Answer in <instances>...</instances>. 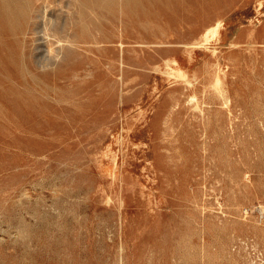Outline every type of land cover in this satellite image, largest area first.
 Masks as SVG:
<instances>
[{
    "label": "rangeland",
    "instance_id": "374dc122",
    "mask_svg": "<svg viewBox=\"0 0 264 264\" xmlns=\"http://www.w3.org/2000/svg\"><path fill=\"white\" fill-rule=\"evenodd\" d=\"M9 1L0 264H264V0Z\"/></svg>",
    "mask_w": 264,
    "mask_h": 264
},
{
    "label": "bare ground",
    "instance_id": "6f19581e",
    "mask_svg": "<svg viewBox=\"0 0 264 264\" xmlns=\"http://www.w3.org/2000/svg\"><path fill=\"white\" fill-rule=\"evenodd\" d=\"M12 14L14 17H20L21 16V11L15 7L9 0L5 1V4L0 6V15L2 14ZM204 41V40H203ZM191 45V44H190ZM216 74V73H215ZM218 76V75H217ZM217 79V78H216ZM218 80V79H217ZM216 80V81H217ZM220 81V80H219ZM218 81V82H219ZM222 83V82H221ZM190 84V83H189ZM219 84V83H218ZM219 86V85H218ZM220 90V88H219ZM221 91V90H220ZM222 93V92H221ZM221 95V94H220ZM194 96V95H193ZM222 98V97H221ZM225 98V97H224ZM191 99L193 100V98L191 97ZM223 99V98H222ZM198 100V99H197ZM225 100V99H224ZM223 101V100H222ZM196 102V101H195ZM197 104V103H195ZM226 104V103H225Z\"/></svg>",
    "mask_w": 264,
    "mask_h": 264
}]
</instances>
